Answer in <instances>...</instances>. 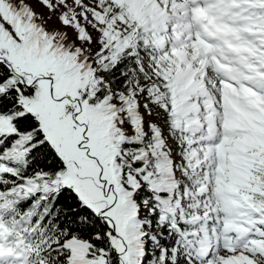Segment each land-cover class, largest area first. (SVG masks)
Segmentation results:
<instances>
[{
	"label": "snow or ice",
	"instance_id": "1",
	"mask_svg": "<svg viewBox=\"0 0 264 264\" xmlns=\"http://www.w3.org/2000/svg\"><path fill=\"white\" fill-rule=\"evenodd\" d=\"M0 264H264V0H0Z\"/></svg>",
	"mask_w": 264,
	"mask_h": 264
},
{
	"label": "rangeland",
	"instance_id": "2",
	"mask_svg": "<svg viewBox=\"0 0 264 264\" xmlns=\"http://www.w3.org/2000/svg\"><path fill=\"white\" fill-rule=\"evenodd\" d=\"M238 126V125H237Z\"/></svg>",
	"mask_w": 264,
	"mask_h": 264
}]
</instances>
